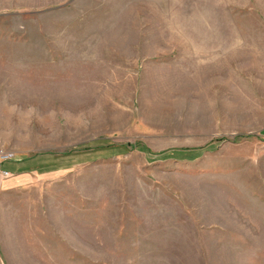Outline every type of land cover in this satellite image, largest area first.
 <instances>
[{
    "label": "rangeland",
    "instance_id": "rangeland-1",
    "mask_svg": "<svg viewBox=\"0 0 264 264\" xmlns=\"http://www.w3.org/2000/svg\"><path fill=\"white\" fill-rule=\"evenodd\" d=\"M256 17L264 0H0V151L61 176L0 199V264H264V56L233 88L196 58Z\"/></svg>",
    "mask_w": 264,
    "mask_h": 264
},
{
    "label": "crops",
    "instance_id": "crops-1",
    "mask_svg": "<svg viewBox=\"0 0 264 264\" xmlns=\"http://www.w3.org/2000/svg\"><path fill=\"white\" fill-rule=\"evenodd\" d=\"M264 21L263 17H256L251 20H247V22H250L249 24L256 23L261 24L259 20ZM263 25V24H262ZM252 30H254V33L257 34L256 38L254 39H246L245 36L250 33ZM222 45L220 43L212 38L207 37L208 39L215 41L213 44V51L217 53L216 56H214L213 53L210 54H204L200 53L197 54L196 58H209V63L212 66H214V70H221V72L229 73L228 78L230 80L229 87L233 86V80H234V71L236 70H244V66L246 67V70L248 71L249 65H255L258 63L259 65L262 62V57L264 56V27L263 26H257V27H250L248 32H245L242 30V32L236 33L233 31H226L222 32ZM236 35V36H235ZM203 38V39H207ZM221 51H218L217 49H220ZM236 53V54H235ZM190 60V59H189ZM223 62L226 63V68H215L216 65H222ZM239 63H241L242 68H239ZM260 71V69H256ZM260 74V73H257ZM237 75V74H236ZM237 77L240 79L241 75H237ZM210 85H206L208 88L210 86L213 87L214 85L220 86L217 83L216 78H212L210 80ZM228 86L225 88H229ZM233 88V87H232ZM211 89V88H210ZM211 91V90H210ZM228 105V104H227ZM232 106L230 105V108L228 109V106L225 108V110H230ZM226 110V112H227ZM0 170L7 171L9 173L8 177H1L0 176V199L4 197H11L15 195H19L22 193H28L31 191L34 187L44 184L46 185L48 182L52 180H58L61 178L59 177V173L57 170V165H54L51 160L42 159H24V160H17V161H11L4 163L0 165ZM11 199H5L4 202L11 201ZM11 203V202H9Z\"/></svg>",
    "mask_w": 264,
    "mask_h": 264
},
{
    "label": "built area",
    "instance_id": "built-area-1",
    "mask_svg": "<svg viewBox=\"0 0 264 264\" xmlns=\"http://www.w3.org/2000/svg\"><path fill=\"white\" fill-rule=\"evenodd\" d=\"M15 155L13 153H8V152H3L0 151V165L13 161L14 160ZM0 176L1 177H8L9 173L7 171L4 170H0Z\"/></svg>",
    "mask_w": 264,
    "mask_h": 264
}]
</instances>
